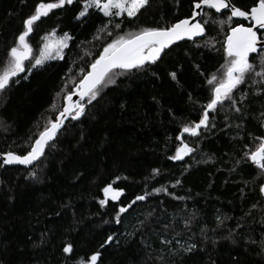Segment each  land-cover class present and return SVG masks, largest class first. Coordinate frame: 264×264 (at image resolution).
Wrapping results in <instances>:
<instances>
[{"label":"trees","instance_id":"trees-1","mask_svg":"<svg viewBox=\"0 0 264 264\" xmlns=\"http://www.w3.org/2000/svg\"><path fill=\"white\" fill-rule=\"evenodd\" d=\"M40 2L55 0H0V70L23 20ZM252 2L232 0L242 10ZM192 3L150 0L135 18H115L121 27L109 24L111 35L97 32L108 18L94 9L77 19L82 0L41 17L27 38L33 56L53 31L72 39L63 59L30 72V61H25V72L0 91V154L30 150L106 43L141 28L167 27L189 18ZM206 11L210 18H204L208 23L202 39L172 45L146 70H115L113 82L106 78L96 100L80 102L84 114L65 122L33 167L0 166V264H74L62 251L66 243L74 245L76 259L99 251L98 264H264L259 254L264 173L245 156L258 146L256 138L264 137V89L251 82L260 78L250 76L239 86L242 92L235 93L238 101L247 97L237 105L244 109L243 121L225 103L210 114L215 127L202 129L198 139L184 134L195 148L191 155L168 159L180 143L176 137L183 125L194 122L210 99L207 78L223 71L230 27L243 22L214 23L226 15ZM257 58L252 55L250 62L260 71ZM172 71L178 83L168 75ZM108 184L123 194L101 207L102 189ZM161 187L167 193L154 192ZM145 193V200L128 207ZM120 207L127 211L117 223ZM109 236L112 241L105 244ZM165 239L171 241L172 252L192 243L197 251L183 258L172 255L162 243Z\"/></svg>","mask_w":264,"mask_h":264},{"label":"snow or ice","instance_id":"snow-or-ice-1","mask_svg":"<svg viewBox=\"0 0 264 264\" xmlns=\"http://www.w3.org/2000/svg\"><path fill=\"white\" fill-rule=\"evenodd\" d=\"M73 2L74 0L40 2L34 8L33 14L23 20V30L18 34L15 44L8 50L7 62L3 69L0 70V91L6 90L13 77H17L20 73L25 72V61H30L28 69L30 72L31 68L42 66L46 60L54 58L63 59V49L68 47V41L72 39L68 33H64L63 36L55 39H52L55 36L54 32L50 36H45L43 39L47 42L44 44L38 57L33 56V49L27 38L33 33L34 25L41 17H47L54 9L63 8L65 5H72ZM82 3L83 8L79 11L77 19L85 17L88 15L90 9H94L108 18V23L99 28L97 32H107L108 35H111V31L108 29L109 24L114 29H120L121 27L120 23L115 22V18L124 17L125 15L129 19L135 18L141 12V9H145L150 4V0H82ZM192 9L189 18L180 19L167 27L141 28L134 33L130 32L125 35H119L115 39H112L111 42L106 43L98 58L90 64V70L82 76L76 85V91L65 96V105L62 111L55 117V120L49 121L48 127H45L39 133L38 137L30 145V150L26 154H16L11 151L0 154V166L32 165L33 162L38 161L44 155L45 148L49 142L57 137L58 131L63 126L64 119L70 117L72 120H77L84 114L85 105L74 102L73 95H78L81 101L87 97L88 103H91L97 99L99 86L103 84L106 78L109 82H113L111 76L118 74L115 70H120L119 74L131 73L134 70H146L148 66L155 64L161 59V54L169 46L178 41L185 39L193 40L195 37L202 36L205 33L204 25L208 23V19L204 18H210V12L206 11V9L214 10L217 14L226 15L225 20L213 21L214 23L231 25L233 18H242V21L247 22V26L243 22H237L235 26L230 27V31L224 42L226 59L225 63L221 66L223 71L207 78V84L210 86V99L202 106L200 114L194 122L183 125L181 135L176 137L180 143L175 148L174 154L170 155L168 159L181 161L186 156L191 155L195 151V148L186 142L184 134L198 139L203 135L202 129L203 131H207L209 127H215V124L211 123L212 116L210 114L216 113L219 108L225 106V103L236 114V118L243 121L244 109L237 105L244 104L247 97L242 95L239 101L236 99V91L242 92L239 86L246 83L250 76H255L260 79H253L251 82L259 84L261 89H264V0H253L252 4L243 10L232 3V0H193ZM222 10L227 11L224 12ZM197 17H201V20H198ZM202 20L203 23L201 22ZM96 38L99 39L100 37L97 36ZM253 53L259 56L260 71H257L256 66L250 62V54ZM81 72H84V69H81ZM168 75L173 81H177V72L172 71ZM24 78L26 79L27 77L25 76ZM261 116L264 117V111L261 112ZM236 127L240 128L241 124H237ZM256 139L260 141L258 146L255 150L246 152L245 156L264 173V137H257ZM158 172V169H153L154 174ZM30 174L35 176V173ZM180 183V180L176 181V185ZM102 191L104 198L99 201L101 207L108 203L109 198L116 201L123 194L121 189H114L112 184L103 187ZM259 191L261 194H264V184L260 186ZM154 192L167 193V189L163 187L155 188ZM168 194L171 195V193ZM147 195L148 193L137 195L128 207H131L136 201L145 200ZM177 199H183V197H177ZM126 211V207H120L117 213V223H119V214ZM237 226L239 227V225ZM168 227L166 225L165 229ZM229 235H232V230H230ZM111 241L112 237L109 236L105 244ZM162 243L166 248H169L172 255H181L182 258L185 255L195 254L197 251L195 243L189 244L187 247H183L181 250L175 252H172V249L169 247L171 241L165 239ZM104 246V244L101 245V247ZM259 249V254L264 256V240H261ZM62 251L69 259H73L74 264H98L101 256V253L96 251L90 255L76 259L72 256L74 252V245L72 243H66ZM161 259L163 260V257ZM164 264H167V262L165 261Z\"/></svg>","mask_w":264,"mask_h":264},{"label":"water","instance_id":"water-1","mask_svg":"<svg viewBox=\"0 0 264 264\" xmlns=\"http://www.w3.org/2000/svg\"><path fill=\"white\" fill-rule=\"evenodd\" d=\"M213 11H214V10H213ZM222 11L226 12L227 10H222ZM214 12H215V11H214ZM216 14H217V13H216ZM197 19L200 20L201 17H197ZM233 20H236V21H242V18H233ZM243 22H246V21H243ZM246 23H247V22H246ZM203 37H204V34H203L202 36H199V37H195V38H193V40L185 39V40H182V41H178V42L174 43L173 45L178 44V43H181V42H184V41H194V40H197V39H202ZM171 46H172V45H171ZM171 46H169V47H171ZM167 49H168V48H167ZM165 50H166V49H165ZM165 50H164V51H165ZM253 54H255V53H253ZM251 55H252V54H250V56H251ZM89 70H90V69H89ZM74 91H76V87L74 88L73 92H74ZM86 98H87V97H85L84 100H85ZM84 100H83V101H84ZM73 101H74V102H79V103H80V102H83V101L80 100V98H79L78 95H73ZM64 105H65V99H64V102H63V106H64ZM63 106H62V109H63ZM62 109H61V111H62ZM58 114H59V113H58ZM58 114H57V115H58ZM69 119H70V117L64 119L63 126H64L65 122H66L67 120H69ZM63 126H62L61 129L58 131V134H59V132L62 130ZM58 134H57V135H58ZM55 139H56V138H55ZM55 139H54V140H55ZM54 140H53V141H54ZM53 141H50L49 144H51ZM49 144H48V145H49ZM48 145H47V146H48ZM47 146H46V147H47ZM40 158H41V157H40ZM40 158H39V159H40ZM37 162H38V161L33 162L32 165H6L5 167L19 166V167L24 168V169H30V168L33 167ZM262 195L264 196V194H262Z\"/></svg>","mask_w":264,"mask_h":264},{"label":"rangeland","instance_id":"rangeland-1","mask_svg":"<svg viewBox=\"0 0 264 264\" xmlns=\"http://www.w3.org/2000/svg\"><path fill=\"white\" fill-rule=\"evenodd\" d=\"M126 16V15H125ZM127 17V16H126ZM54 33H55V36L54 37H52V39H55V38H59V37H61V36H63V34L64 33H59V32H57V31H53ZM53 32H51L50 34H52ZM50 34H48V35H46V36H50ZM47 41H45L44 39H43V44H42V46H41V49L43 48V46H44V44L46 43ZM69 42L70 41H68V44H69ZM41 49H40V51H41ZM65 50H66V48L65 49H63V54H64V52H65ZM40 51H39V53H38V56L40 55ZM37 56V57H38ZM56 60H60L59 58H54V59H49V60H46L45 61V63H48V62H52V61H56ZM257 61H258V66H260V59H259V57L257 58ZM44 63V64H45ZM40 67V66H39ZM37 68V67H36ZM102 194H103V192H102ZM122 196V195H121ZM120 196V197H121ZM103 198H104V195H103ZM120 199V198H119ZM118 199V200H119ZM109 200L110 201H113V200H111L110 198H109ZM118 200H116V201H118Z\"/></svg>","mask_w":264,"mask_h":264},{"label":"flooded vegetation","instance_id":"flooded-vegetation-1","mask_svg":"<svg viewBox=\"0 0 264 264\" xmlns=\"http://www.w3.org/2000/svg\"><path fill=\"white\" fill-rule=\"evenodd\" d=\"M245 26H247V23H246V22H245ZM252 55H254V56H256V57H259L258 54H252ZM252 55H251V56H252ZM251 56H250V57H251Z\"/></svg>","mask_w":264,"mask_h":264}]
</instances>
